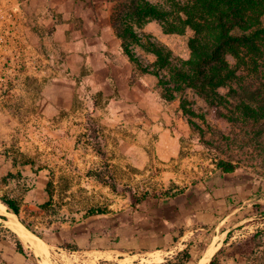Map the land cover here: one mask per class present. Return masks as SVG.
<instances>
[{
	"label": "crops",
	"instance_id": "0c3cea01",
	"mask_svg": "<svg viewBox=\"0 0 264 264\" xmlns=\"http://www.w3.org/2000/svg\"><path fill=\"white\" fill-rule=\"evenodd\" d=\"M12 1L22 2L32 54L43 56L50 71L47 78L24 72L0 97V197L19 199L20 219L29 229L22 225L48 236L50 227L37 225L28 211L70 200L56 193L73 168L90 184L97 206L77 224L80 238L67 242L79 244L89 261L109 263L136 252L148 264H162L188 250L186 264L193 263L197 234L209 227L216 232L238 202H251L254 179L240 169L223 174L217 160L204 163L182 153L184 120L173 117L179 129L171 131L173 118L164 116L152 74L134 71L123 51L109 0ZM84 139L94 140L92 147L79 143ZM167 190L170 196L138 201ZM7 211H0V264H55L56 238H40L47 254L39 255L9 227ZM229 234L210 235L196 264L207 256L205 264H216ZM16 238L28 257L18 252ZM62 251L57 254L64 258Z\"/></svg>",
	"mask_w": 264,
	"mask_h": 264
},
{
	"label": "rangeland",
	"instance_id": "374dc122",
	"mask_svg": "<svg viewBox=\"0 0 264 264\" xmlns=\"http://www.w3.org/2000/svg\"><path fill=\"white\" fill-rule=\"evenodd\" d=\"M144 2L158 11L161 10L167 21H177V17L181 16L180 23L177 21L166 26L169 30L172 25H176L173 28L182 32L172 34L165 32L162 26L165 24L158 22L157 17H134L130 8L137 6L146 9ZM191 3L190 0H109V8L113 11L112 22L117 33L123 36L131 29L136 36V42L129 40L125 42L137 61L132 63L134 71L142 74L145 70L152 74V83L165 102L164 116L183 118L182 126L187 136H184L186 138L182 142V147L185 148L182 153H193L204 163L222 159L235 161L239 163L242 173H247L256 183L254 189L256 197L251 202L243 204L237 200L235 207L237 211L228 217L216 232L214 227H209L197 234L195 243L197 248L194 250L193 263L190 264H196V259L204 254L211 241L210 235L218 234L221 239L228 233L230 236L216 264H264V140L256 135H248L256 130V119H264V90L262 98L259 95L253 96V92L261 88L255 78L257 75L261 77L260 71H264L263 62L257 61V64L253 63V60L249 63L247 54H241L243 60L235 58L233 54H227L230 70L235 71L236 78L229 82L226 88L211 90V93H208L210 87L206 93L200 92L197 87L187 86L178 80L176 72L192 58L193 51L189 42L194 37L191 29L183 27L188 15L185 12H178V8ZM24 17L26 18L25 12ZM149 24L151 30L147 28ZM154 53L167 57L169 64L158 68L161 59ZM154 73H157L159 78ZM180 88L184 89L183 93L178 91ZM204 93L208 95L205 96ZM211 96L217 99L214 104L210 100ZM170 122L173 124L170 127L171 131L178 132L179 128L176 127L178 120L173 118ZM170 122L165 121L164 125L167 126ZM97 123L92 125L93 131L98 128ZM245 132L247 134H244ZM93 142L94 140L89 139L79 141L85 148L91 146ZM71 170L69 179H64L61 186L57 184L56 193L59 198L68 196L70 200L66 202L62 199L56 200L55 204L47 206L42 211H28V214L35 217L37 225L48 226L50 232L56 233L51 235L49 232L48 236H41L44 240L56 238L52 261L55 264H148L146 258L136 255V252L109 263L103 260L93 263L89 261L90 257L80 253L79 244L67 242L70 238L75 240L80 238L81 231L77 229V224L82 221L85 211L97 206L93 194L92 196L88 194L87 187H91L90 184L81 181L82 176L77 173L78 171L73 168ZM231 212L232 210L228 211L225 217ZM78 242L82 244L81 239ZM67 245L75 246L76 250L67 249ZM59 248H62L64 258L57 254ZM169 264L176 263L171 260Z\"/></svg>",
	"mask_w": 264,
	"mask_h": 264
},
{
	"label": "trees",
	"instance_id": "16d2710c",
	"mask_svg": "<svg viewBox=\"0 0 264 264\" xmlns=\"http://www.w3.org/2000/svg\"><path fill=\"white\" fill-rule=\"evenodd\" d=\"M190 1L192 2L191 5H183L181 8H178V12H185L188 15V19L184 22L183 27L189 28L194 32V37L189 42L193 54L192 58L184 63L183 68L179 69V72H176L178 80L184 82L187 86H195L198 91L205 93L209 87L210 90L208 93H211V90L217 91L226 88L228 83L236 78L235 71L230 70V64L226 58L227 54H233L237 59L242 58L241 54H247L249 63L253 60V63L260 61V63L263 62L264 68V0ZM144 4L146 9L137 6L130 8L134 17H157L156 20L158 22L165 24L162 25L165 32L171 34L182 32L173 28L176 25H172L169 30L166 26L169 23L175 24L177 21L180 23L181 16L177 17V21L170 22L165 20V16L161 10L158 11L157 8L148 5L146 2ZM121 38L123 40V51L132 62L137 63L129 47L125 45L127 40L137 41L133 31L128 29V33L123 36L121 35ZM154 55L161 59V65L158 68L169 64L167 57H163L162 54L159 55L157 53H154ZM142 72L149 73L145 70ZM260 73V76L264 78V71H260ZM154 75L158 77L157 73H154ZM261 77L257 75L255 78V81L259 82L261 88L254 91L253 96L259 95L262 98L264 79H261ZM178 91L183 93L184 89L180 88ZM244 91L246 93V90ZM217 95L220 97L218 92ZM210 100L214 104L217 99L215 100L211 96ZM256 120V130L248 135H256L258 138L264 140V119ZM244 134H247V132ZM263 151L259 150V152ZM217 168L223 174H231L236 172L240 167L239 163L235 161L222 159L218 160ZM51 187L52 184L50 183L46 190L49 196H52ZM171 194L172 191L167 190L154 195H145L142 199H138V201H144L151 197L159 198L162 196H170ZM0 202L25 225L20 219L21 202L19 199L2 196L0 197ZM47 206L49 204L42 205L41 208H46ZM133 206L135 205L133 204ZM96 212V210H90L88 214L92 215L96 214ZM27 228L29 229V227ZM16 248L18 252L28 257L22 242L18 238H16ZM67 249L73 251L76 250V247L67 245ZM191 259V253L185 250L175 258V263L186 264Z\"/></svg>",
	"mask_w": 264,
	"mask_h": 264
},
{
	"label": "built area",
	"instance_id": "2783aa9c",
	"mask_svg": "<svg viewBox=\"0 0 264 264\" xmlns=\"http://www.w3.org/2000/svg\"><path fill=\"white\" fill-rule=\"evenodd\" d=\"M24 24L22 2L0 0V97L24 72H38L47 78L50 71L43 56H33Z\"/></svg>",
	"mask_w": 264,
	"mask_h": 264
},
{
	"label": "bare ground",
	"instance_id": "6f19581e",
	"mask_svg": "<svg viewBox=\"0 0 264 264\" xmlns=\"http://www.w3.org/2000/svg\"><path fill=\"white\" fill-rule=\"evenodd\" d=\"M6 209H5V206L3 204H0V211L3 212ZM10 217H9L10 218L9 227L19 236V238L23 242L31 244L35 248L36 252L39 255L47 254V250L43 244V241L39 237H37L36 235H33L32 233H30L29 232L30 230L28 231V229L24 225H22V223L20 221H18V219L15 215H13L11 213ZM208 259H209V256H207L205 259H203L201 264H205L208 261ZM47 264H50V263L47 262Z\"/></svg>",
	"mask_w": 264,
	"mask_h": 264
}]
</instances>
